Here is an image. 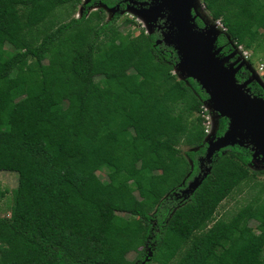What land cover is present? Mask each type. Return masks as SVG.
<instances>
[{
	"label": "trees",
	"instance_id": "obj_1",
	"mask_svg": "<svg viewBox=\"0 0 264 264\" xmlns=\"http://www.w3.org/2000/svg\"><path fill=\"white\" fill-rule=\"evenodd\" d=\"M81 1L0 0V171L17 175L10 214L0 217V264H264V194L215 217L223 200L253 189L252 147H226L207 164V95L173 74L176 51L158 32L119 31L126 0L84 3L118 5L109 21L102 9L74 18ZM201 1L225 29L223 54L237 45L264 58V0ZM103 63L125 74L97 80ZM248 75L241 68L235 80ZM247 88L264 99L258 83ZM227 124L218 119L216 137ZM103 168L115 190L111 216L98 207Z\"/></svg>",
	"mask_w": 264,
	"mask_h": 264
},
{
	"label": "water",
	"instance_id": "obj_2",
	"mask_svg": "<svg viewBox=\"0 0 264 264\" xmlns=\"http://www.w3.org/2000/svg\"><path fill=\"white\" fill-rule=\"evenodd\" d=\"M190 2L191 0H162L158 11L163 10L165 13L161 17L165 16L164 27L167 31L162 33V39L158 42L176 51L178 62L174 73H181L179 79L194 80L207 95L205 102L209 109H213L219 118L228 121L222 136L213 138L214 140L209 137L204 139V160L209 164L214 153L238 144L252 147V163L257 161V156L264 163V99L250 95L246 88L249 81L238 83L235 80V62L225 64L224 60L217 58L221 51V47L214 49L218 36L213 37L210 31L196 27V18L203 19L205 15L195 13L191 16ZM151 9L154 12L157 8ZM234 55L232 52L231 57ZM240 133L242 136L237 139ZM212 137H215V131ZM209 171L208 167L205 168L202 175L190 182L182 194H192Z\"/></svg>",
	"mask_w": 264,
	"mask_h": 264
},
{
	"label": "rangeland",
	"instance_id": "obj_3",
	"mask_svg": "<svg viewBox=\"0 0 264 264\" xmlns=\"http://www.w3.org/2000/svg\"><path fill=\"white\" fill-rule=\"evenodd\" d=\"M86 2L87 0H84V2L82 0L80 2V4L78 5L74 13V16H73L74 18L81 17L82 13L89 14L90 12H93L94 10L98 9V8L93 9L89 7L85 9L84 3ZM94 5H101V4L99 2H96V4ZM190 6H191L190 7L191 16H194L195 13H202L205 15L203 19H200L198 17L196 18V19H200V21L203 23V26L200 28L196 24V20H195L194 24L196 25L198 29H204L206 31H210L213 37H217L218 35L225 33V29L222 27L220 22L213 21L211 19L208 12L205 10L201 0H191ZM193 7H195V9H193ZM102 11L103 13L101 12V14L104 16L105 21H109L112 18L113 14L116 12L115 10L112 11L108 8ZM144 17L145 18L147 17V19H145ZM117 24L119 27V31L122 34L129 33L131 34V36L137 35L139 31H144L145 33L148 34L151 32V29H152L151 28V18L147 13L133 12L129 8L119 13ZM162 31H163L162 33H165L167 31V28L164 27ZM214 45H215L214 49L219 48L216 46V40H215ZM252 46H254V44ZM7 49L9 50V48ZM233 53H235V56H236L235 61H234L235 62L234 67L237 69L235 70L236 73L238 74L240 72V69L244 68V70L249 73L248 78L245 79L244 81L246 82L249 81V84L251 82L258 83L264 89L263 51L258 50L256 55H253L251 49H248L242 46L233 45ZM231 54L229 55L223 54L220 51L219 54L217 55V58L219 60H224L225 64H229L228 59L231 57ZM137 65L138 64H134L133 69H136ZM123 74H125L124 71L120 69L114 70V71L110 70L108 69L107 64L103 63V65H100L98 68V71L96 73V79L99 80L101 77L105 78L107 76H118V75H123ZM175 75L179 79V76L181 75V73H178ZM203 106L204 108H206V111L203 110V113L200 114V117L202 118V124H203L204 130H208V133L207 134L205 133V135L206 137H209L210 140H214L216 136L212 137V133L216 131L219 116L216 114V112L213 109H209L206 102H204ZM40 108H41V99L39 98L37 99L35 103V110H40ZM241 136H242V133L239 134V137L237 139H239ZM183 150L186 151L187 148L183 147ZM256 160L257 161H255L254 163L250 162V164L247 166L249 173L254 175L255 183L253 184V189L249 191L247 187H245L241 189L240 191L232 194L228 199L223 200L217 209V212L215 215L216 218L230 217L231 214H233L239 208L247 204V202L251 199L254 193L259 192L262 195L264 194V190H262L264 188V163L261 162L262 158L260 156H257ZM96 175L99 179V184L95 187L97 196L99 199L98 207L106 208L105 212H108L107 215L111 216V212L109 211V208H108V197L115 190L108 181L107 170L105 168L97 171ZM16 187H17L16 173L0 171V217L9 216L10 209L13 205L12 195ZM112 215L125 216L123 214H117V213H112ZM256 224H257L256 222L252 221L249 224V226L251 228H254ZM247 237H249L248 234H247ZM115 250L118 253H120V255L124 256L125 258L129 260L134 259L136 256V254L124 243H120V242L116 243Z\"/></svg>",
	"mask_w": 264,
	"mask_h": 264
},
{
	"label": "flooded vegetation",
	"instance_id": "obj_4",
	"mask_svg": "<svg viewBox=\"0 0 264 264\" xmlns=\"http://www.w3.org/2000/svg\"><path fill=\"white\" fill-rule=\"evenodd\" d=\"M127 2L125 3V7L120 11L123 12L127 8H129L133 12L137 13H147L150 14L151 18V32H158L160 38H162V29L164 28V20L165 16L161 17V15H165L163 10L158 11V9L161 8L162 0H126ZM97 7L98 5H93L92 7ZM104 8L107 9V7L103 4H101ZM156 7L157 9L152 11L151 8ZM109 9V8H108ZM113 10L117 11L119 9V6L116 5L115 8H112ZM151 11V12H150Z\"/></svg>",
	"mask_w": 264,
	"mask_h": 264
},
{
	"label": "built area",
	"instance_id": "obj_5",
	"mask_svg": "<svg viewBox=\"0 0 264 264\" xmlns=\"http://www.w3.org/2000/svg\"><path fill=\"white\" fill-rule=\"evenodd\" d=\"M100 7H103V6L98 5L97 7H91V8H100ZM173 73H174V71H173ZM203 104H204V102H203ZM202 107H203V110L206 111V108H204V106H202ZM204 132L207 134L208 133V130H204Z\"/></svg>",
	"mask_w": 264,
	"mask_h": 264
},
{
	"label": "clouds",
	"instance_id": "obj_6",
	"mask_svg": "<svg viewBox=\"0 0 264 264\" xmlns=\"http://www.w3.org/2000/svg\"><path fill=\"white\" fill-rule=\"evenodd\" d=\"M83 1H84V0H83ZM98 9L106 10V8H104V7H100V8H98ZM98 9H97V10H98ZM94 11H95V10H94Z\"/></svg>",
	"mask_w": 264,
	"mask_h": 264
},
{
	"label": "bare ground",
	"instance_id": "obj_7",
	"mask_svg": "<svg viewBox=\"0 0 264 264\" xmlns=\"http://www.w3.org/2000/svg\"><path fill=\"white\" fill-rule=\"evenodd\" d=\"M93 9H95V8H93Z\"/></svg>",
	"mask_w": 264,
	"mask_h": 264
}]
</instances>
